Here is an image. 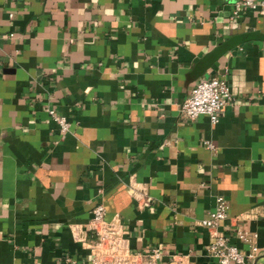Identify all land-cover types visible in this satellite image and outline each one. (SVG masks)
<instances>
[{
	"label": "crops",
	"instance_id": "1",
	"mask_svg": "<svg viewBox=\"0 0 264 264\" xmlns=\"http://www.w3.org/2000/svg\"><path fill=\"white\" fill-rule=\"evenodd\" d=\"M234 1L0 0V264L87 263L97 204L130 252L218 264L198 226L217 196V230L264 264V14ZM209 78L218 121L182 119Z\"/></svg>",
	"mask_w": 264,
	"mask_h": 264
},
{
	"label": "built area",
	"instance_id": "2",
	"mask_svg": "<svg viewBox=\"0 0 264 264\" xmlns=\"http://www.w3.org/2000/svg\"><path fill=\"white\" fill-rule=\"evenodd\" d=\"M243 11L264 14V0H235L230 11V19L238 18ZM229 100L230 93L226 82L222 79L209 78L198 82L190 89L180 105L179 114L187 121L205 116L211 124H215ZM46 113L60 132L66 133L69 130V123L65 118L55 115L50 109H47ZM226 212L227 205L224 199L217 196L214 199L213 209L207 213L206 218L198 222V226L210 232L211 242L207 247V254L218 264H244L245 257L236 247L229 245L223 234L217 230L219 223L225 219ZM117 222L116 217L105 221L103 206L95 205L86 227L87 232L93 237L90 245V260L87 263L68 260L66 262L69 264H157V260L161 257L160 249L154 247L144 254L130 252L125 240L119 235ZM69 230L76 241H82L78 238V230L76 231L75 227L70 226ZM236 236L242 242L248 244L251 242L250 235L236 233ZM255 250L254 246L250 245V254Z\"/></svg>",
	"mask_w": 264,
	"mask_h": 264
}]
</instances>
